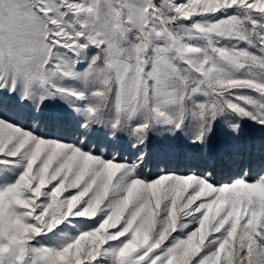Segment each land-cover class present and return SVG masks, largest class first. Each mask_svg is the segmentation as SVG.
Instances as JSON below:
<instances>
[{
    "label": "snow or ice",
    "instance_id": "1",
    "mask_svg": "<svg viewBox=\"0 0 264 264\" xmlns=\"http://www.w3.org/2000/svg\"><path fill=\"white\" fill-rule=\"evenodd\" d=\"M56 98L72 139L39 133ZM245 119L264 129V0H0V264H264V137L242 145ZM217 123L238 175L138 173L181 138L206 157Z\"/></svg>",
    "mask_w": 264,
    "mask_h": 264
},
{
    "label": "rangeland",
    "instance_id": "2",
    "mask_svg": "<svg viewBox=\"0 0 264 264\" xmlns=\"http://www.w3.org/2000/svg\"><path fill=\"white\" fill-rule=\"evenodd\" d=\"M219 18H221V14H217L216 16V19ZM239 47H246V45L241 43ZM251 50L255 51V49ZM241 94L256 96L255 93L248 92L247 90H243ZM45 104L47 107L43 116L41 117L42 124L37 126L39 133L47 136H64L66 139H72L71 131L62 128L61 125L68 122L74 124L75 120L77 119L76 114L72 111L68 104L65 103V101L59 98L48 100L45 102ZM9 115L13 114L10 112ZM240 123L241 133L238 139L242 145L247 144L249 141H256L264 137V129H261V127L255 124L253 121L245 119L240 121ZM232 135L233 134L228 131L223 126V124L217 123L215 125L214 134L210 138V150L206 157H201L196 161H185L182 159L181 157L183 153L192 151V149H190L185 140L181 138L176 141L177 152L175 156H170L166 159H158L155 155L150 154L146 157L145 164L138 170V173L143 176L154 178L158 172V169L161 167L165 168V170L176 171H186L192 167L203 170L209 166L210 162H212L215 168L217 181L224 182L231 176L238 175L240 169L245 165L244 160L229 161L225 159L222 145L224 140L231 137ZM150 150L152 153H158L162 151L163 149L161 147V141L157 140L155 137H152L150 141ZM195 151L199 152V149H196ZM121 153L128 160H131L136 156V151L134 149L123 146L121 147ZM79 220H81V218H77V221ZM73 224L79 230H87L90 226L89 223H77L76 221H74Z\"/></svg>",
    "mask_w": 264,
    "mask_h": 264
}]
</instances>
